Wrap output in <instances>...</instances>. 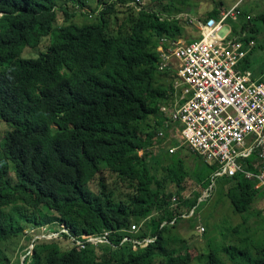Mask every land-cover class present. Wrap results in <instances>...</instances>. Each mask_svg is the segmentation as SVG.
<instances>
[{
    "label": "trees",
    "instance_id": "1",
    "mask_svg": "<svg viewBox=\"0 0 264 264\" xmlns=\"http://www.w3.org/2000/svg\"><path fill=\"white\" fill-rule=\"evenodd\" d=\"M62 1L71 3L0 0V123L8 127L0 148V264H13L11 246L22 237L24 246H33L23 264H190L188 252L163 250L161 233L189 210L194 214L215 167L186 148L158 158L149 151L162 142L155 139L164 123L160 108L173 95V81L166 86L158 79L171 72L158 70L157 48L163 36L182 37L180 19L164 20L142 8L119 22L116 2L96 0L104 4L90 17L98 23L81 26L71 22L75 10L57 9ZM211 17L219 13L200 21ZM229 23L233 38L250 28L239 39L258 42L264 12L240 32ZM195 37L187 41L200 39V32ZM41 43L44 51L24 55ZM251 53L245 70L251 69ZM190 155L197 163L193 170L185 161ZM222 178L235 211L262 199L257 213L264 212V195L258 197L253 181ZM173 194L178 203L172 209ZM50 224L66 232L32 241ZM130 227H138L139 235ZM104 232L109 244L79 250L71 240ZM261 232L257 240L227 246L228 259L264 264V216ZM146 240L153 242L132 244ZM89 247L95 250L87 254ZM205 264L227 263L210 252Z\"/></svg>",
    "mask_w": 264,
    "mask_h": 264
},
{
    "label": "built area",
    "instance_id": "2",
    "mask_svg": "<svg viewBox=\"0 0 264 264\" xmlns=\"http://www.w3.org/2000/svg\"><path fill=\"white\" fill-rule=\"evenodd\" d=\"M238 8L239 3L219 18L199 20L198 40L160 39L157 67L172 73L173 95L160 108L164 123L155 139L169 142L170 154L181 148L197 154L215 167L212 178L240 175L264 192V82L244 69L256 42L233 38L227 25L237 20ZM134 231L130 227V233ZM108 237L104 232L100 237L82 236L83 242L71 240L84 250L86 244H109Z\"/></svg>",
    "mask_w": 264,
    "mask_h": 264
},
{
    "label": "rangeland",
    "instance_id": "3",
    "mask_svg": "<svg viewBox=\"0 0 264 264\" xmlns=\"http://www.w3.org/2000/svg\"><path fill=\"white\" fill-rule=\"evenodd\" d=\"M69 1H71L72 4L62 1L60 5L57 6V9L59 10L62 5V8H66L69 13L71 10H75V15L71 19L72 23L81 26L84 24L98 23L96 19L92 20L90 17L100 12L104 4L101 3V5H99L96 0ZM237 1L239 0H139V2L137 0H113L112 2L117 3V13L113 14V17H117L119 22H122L126 19L127 15H136L142 8L157 11L164 20L180 19L179 27L183 33L182 37L184 40H188L189 37L196 38V33L199 32L197 22L200 20V17L215 12H218L220 16L222 11H229ZM239 4L240 15L234 23L240 32L244 22L264 12V0H260L259 2L257 0H240ZM63 18V13L59 11L57 23H62ZM191 20H193V23H190ZM227 23V25L231 27V24L229 22ZM254 25L259 27L255 21ZM250 33L251 30L248 28L244 32H241L239 38L248 37ZM255 42L256 44L259 43V47L255 48L249 57L250 70L256 75H260L261 71L264 73V30L259 35L258 42ZM42 51H44V49L41 43L35 49L25 51L24 55H31L32 53L34 54L32 56L35 57ZM171 74L172 73H170V76L159 75L158 79L168 86V84L173 81ZM7 130L8 127L0 123L1 149L3 147L2 142L4 140V133ZM154 143H156V141H154ZM168 146L169 142L165 145L161 142L160 145L154 146L149 151L154 158H158L163 151H168ZM185 161L191 170L197 166L193 155H190ZM210 183L211 184L205 188L202 196L198 199L196 206L193 208V211L195 210L194 214L192 215V210H189V215L182 216L177 219L174 226H168L162 231L161 236L164 241L163 250L166 253L173 254H184L188 252L193 257L190 264H205L210 252H215V254L227 264H233V262L228 259L229 252L225 250L226 247L239 243L241 239L249 241V239L252 238V240H257L262 235L261 225L264 212L260 215L257 213L259 211L258 200L262 199H257L255 205L251 203L250 199L240 204L239 209L235 211L224 194L223 178L212 179ZM170 192H174L173 187L169 188V193ZM263 195L264 192L258 193L259 198H262ZM177 203V197L173 194L171 198V208H175ZM250 206L253 209L251 212L250 209H248ZM201 227L204 228L203 233L198 232ZM62 228L63 227L58 229V227L53 224L45 225L38 235L44 236L45 239L57 238L60 232H66V229ZM235 228H238V230L235 231ZM150 229L153 230L152 227H150ZM134 233L139 235L140 232L138 227H136ZM24 242L25 239L22 237L16 240L13 246H11L13 264H15L18 258L21 262L22 258L31 254L32 248L28 245L24 246ZM94 250V247H89L87 254ZM24 253H26V255H24ZM233 261L235 262L237 259L235 258Z\"/></svg>",
    "mask_w": 264,
    "mask_h": 264
},
{
    "label": "crops",
    "instance_id": "4",
    "mask_svg": "<svg viewBox=\"0 0 264 264\" xmlns=\"http://www.w3.org/2000/svg\"><path fill=\"white\" fill-rule=\"evenodd\" d=\"M238 3H240V0H239V1H237V2H236V3H235L233 6H232V7H234V6H235L236 4H238ZM239 6H240V4H239ZM232 7H231V8H232ZM222 12H223V11H222ZM222 12H221V13H222ZM221 13H220V14H221ZM254 74H255V73H254ZM263 75H264V73H262V71H261V72H260V75H256V74H255V77H256L258 80H260V81H261V80H262V77H263Z\"/></svg>",
    "mask_w": 264,
    "mask_h": 264
},
{
    "label": "water",
    "instance_id": "5",
    "mask_svg": "<svg viewBox=\"0 0 264 264\" xmlns=\"http://www.w3.org/2000/svg\"><path fill=\"white\" fill-rule=\"evenodd\" d=\"M41 238H44V236H39V235H38V236H36L35 238H33V240H32V241H35V239H41ZM30 247H31V248H33V246H32V245H30ZM23 260H24V258H22V259H21V262H20V264H23Z\"/></svg>",
    "mask_w": 264,
    "mask_h": 264
},
{
    "label": "bare ground",
    "instance_id": "6",
    "mask_svg": "<svg viewBox=\"0 0 264 264\" xmlns=\"http://www.w3.org/2000/svg\"><path fill=\"white\" fill-rule=\"evenodd\" d=\"M238 9H239V8H238ZM239 11H240V10H239ZM219 17H220V16H219ZM229 21H230V20H229ZM229 21H228V22H229ZM227 24H228V23H227Z\"/></svg>",
    "mask_w": 264,
    "mask_h": 264
}]
</instances>
